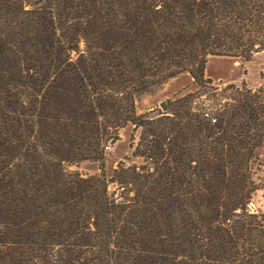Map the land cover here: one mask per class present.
<instances>
[{
    "label": "trees",
    "instance_id": "trees-1",
    "mask_svg": "<svg viewBox=\"0 0 264 264\" xmlns=\"http://www.w3.org/2000/svg\"><path fill=\"white\" fill-rule=\"evenodd\" d=\"M262 52L264 0H0V264H264V90L135 111L184 74L210 89V57Z\"/></svg>",
    "mask_w": 264,
    "mask_h": 264
},
{
    "label": "rangeland",
    "instance_id": "rangeland-1",
    "mask_svg": "<svg viewBox=\"0 0 264 264\" xmlns=\"http://www.w3.org/2000/svg\"><path fill=\"white\" fill-rule=\"evenodd\" d=\"M205 78L211 82L210 89H197L188 74L178 76L171 79L157 87L152 88L149 92L144 93L136 98L135 111L136 114L141 115L149 112L151 109L163 113L159 107L162 103H168L175 97L181 94L198 93V101H209V93L221 92L226 86L233 85L235 88H241V84L247 89L257 91L264 90V86L258 87L257 85H264V53L254 56V58L245 62L241 58L231 57H210L207 60ZM198 90V91H197ZM205 92V93H204ZM234 91H227L228 96L232 95ZM222 103V101H220ZM133 135L135 141L138 137V132H133V127L128 124L123 129L118 131V140L112 144L108 143L110 150L105 153L104 157V173L106 177L112 175L113 169L119 162H123L124 158L130 157L131 150L129 149L130 136ZM264 148V142L261 148ZM261 148L257 151V159L253 165L255 171L254 181L256 182L258 190L254 193L249 203L248 208L253 211L264 214V174L260 168L264 166V153ZM138 162V161H136ZM83 176L98 175L99 170L97 164L82 163L77 166L71 167ZM114 188L111 186L110 190ZM254 212V211H253Z\"/></svg>",
    "mask_w": 264,
    "mask_h": 264
},
{
    "label": "water",
    "instance_id": "water-1",
    "mask_svg": "<svg viewBox=\"0 0 264 264\" xmlns=\"http://www.w3.org/2000/svg\"><path fill=\"white\" fill-rule=\"evenodd\" d=\"M159 107L161 108V111H162L163 113L167 112V103H166V102L160 104Z\"/></svg>",
    "mask_w": 264,
    "mask_h": 264
},
{
    "label": "crops",
    "instance_id": "crops-1",
    "mask_svg": "<svg viewBox=\"0 0 264 264\" xmlns=\"http://www.w3.org/2000/svg\"><path fill=\"white\" fill-rule=\"evenodd\" d=\"M264 52H262V54H263ZM261 54V53H260ZM258 87H261V86H264V85H262V83L261 84H259V85H257ZM261 150L263 151V153H264V148L262 147L261 148ZM260 170H261V172L264 174V166H262V169L260 168Z\"/></svg>",
    "mask_w": 264,
    "mask_h": 264
},
{
    "label": "built area",
    "instance_id": "built-area-1",
    "mask_svg": "<svg viewBox=\"0 0 264 264\" xmlns=\"http://www.w3.org/2000/svg\"><path fill=\"white\" fill-rule=\"evenodd\" d=\"M110 150V146L107 144L105 147H104V152L106 153L107 151ZM254 212H256L255 210H253Z\"/></svg>",
    "mask_w": 264,
    "mask_h": 264
}]
</instances>
